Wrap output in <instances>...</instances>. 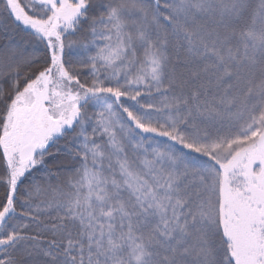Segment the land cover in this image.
<instances>
[{"label":"snow or ice","instance_id":"6c2138e0","mask_svg":"<svg viewBox=\"0 0 264 264\" xmlns=\"http://www.w3.org/2000/svg\"><path fill=\"white\" fill-rule=\"evenodd\" d=\"M0 264H264V0H0Z\"/></svg>","mask_w":264,"mask_h":264}]
</instances>
